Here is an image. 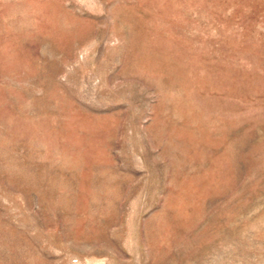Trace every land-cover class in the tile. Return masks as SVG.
Wrapping results in <instances>:
<instances>
[{"label": "rangeland", "instance_id": "374dc122", "mask_svg": "<svg viewBox=\"0 0 264 264\" xmlns=\"http://www.w3.org/2000/svg\"><path fill=\"white\" fill-rule=\"evenodd\" d=\"M0 264H264V0H0Z\"/></svg>", "mask_w": 264, "mask_h": 264}]
</instances>
